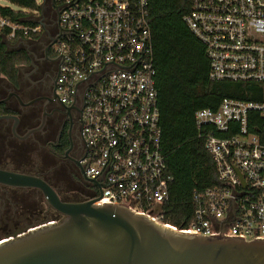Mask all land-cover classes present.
<instances>
[{"label": "built area", "instance_id": "1", "mask_svg": "<svg viewBox=\"0 0 264 264\" xmlns=\"http://www.w3.org/2000/svg\"><path fill=\"white\" fill-rule=\"evenodd\" d=\"M54 1L65 34L56 92L62 104L84 100L85 176L101 186L93 199L172 227L150 0ZM38 18L25 26L0 13V32L8 41L36 37ZM184 22L205 48L209 80L256 84L261 101L226 98L195 113L218 184L194 191L191 221L180 231L264 240V0H193Z\"/></svg>", "mask_w": 264, "mask_h": 264}, {"label": "flooded vegetation", "instance_id": "2", "mask_svg": "<svg viewBox=\"0 0 264 264\" xmlns=\"http://www.w3.org/2000/svg\"><path fill=\"white\" fill-rule=\"evenodd\" d=\"M60 14L54 0H45L40 34L22 40L18 48L27 53L28 63L19 67L17 83L0 79V105L6 112L0 114V170L41 177L57 194L55 186L64 180L90 200L97 182L85 176L84 100L62 104L56 92L62 63L56 47L65 35ZM62 218L40 190L0 185V234L8 239Z\"/></svg>", "mask_w": 264, "mask_h": 264}, {"label": "trees", "instance_id": "3", "mask_svg": "<svg viewBox=\"0 0 264 264\" xmlns=\"http://www.w3.org/2000/svg\"><path fill=\"white\" fill-rule=\"evenodd\" d=\"M4 1L10 4L6 8L0 6L4 17L21 25H35L34 14L40 11L36 0ZM192 2L150 0L162 149L168 173L173 177L170 186L172 206L165 209L164 215L165 222L178 230L186 228L191 221L194 191L218 184L205 140L197 133L195 113L202 109L217 110L226 98L261 101L256 94L259 88L256 84L214 83L209 80L210 65L205 48L184 22ZM7 34V31L0 32V79L16 84L19 67L28 63V57L24 50L13 48L22 40L8 41ZM5 113L0 105V114ZM76 192L80 196L66 198L58 194L67 202L87 200L81 192Z\"/></svg>", "mask_w": 264, "mask_h": 264}, {"label": "water", "instance_id": "4", "mask_svg": "<svg viewBox=\"0 0 264 264\" xmlns=\"http://www.w3.org/2000/svg\"><path fill=\"white\" fill-rule=\"evenodd\" d=\"M0 185L40 190L63 217L0 241V264H264V240L188 234L126 206L99 205L101 196L67 202L41 177L27 174L0 170Z\"/></svg>", "mask_w": 264, "mask_h": 264}, {"label": "rangeland", "instance_id": "5", "mask_svg": "<svg viewBox=\"0 0 264 264\" xmlns=\"http://www.w3.org/2000/svg\"><path fill=\"white\" fill-rule=\"evenodd\" d=\"M37 1V4L39 6V8H41L42 4H43V0H36ZM0 6L1 7H10V4L4 0H0ZM21 42L15 44V46H13V48H20L19 46L23 47L24 45L22 44ZM58 182V180H57ZM58 188V190L60 191V193L62 194V196L64 195V197H78L80 196L76 191H74L72 186L69 185V183H67L66 181L64 180H59V182L56 184ZM53 216V215H51ZM44 220V218H43ZM9 237L6 235V234H0V241L2 240H5V239H8Z\"/></svg>", "mask_w": 264, "mask_h": 264}]
</instances>
